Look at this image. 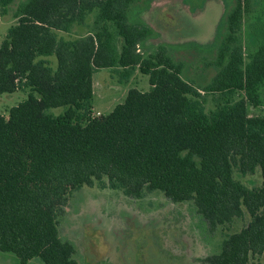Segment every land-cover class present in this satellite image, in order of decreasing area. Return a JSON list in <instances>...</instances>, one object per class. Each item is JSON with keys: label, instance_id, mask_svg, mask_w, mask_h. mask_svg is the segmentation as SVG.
Segmentation results:
<instances>
[{"label": "trees", "instance_id": "16d2710c", "mask_svg": "<svg viewBox=\"0 0 264 264\" xmlns=\"http://www.w3.org/2000/svg\"><path fill=\"white\" fill-rule=\"evenodd\" d=\"M140 1L0 0V15L16 20L0 46V95L28 91L0 114V251L20 264H79L60 220L76 191L98 186L193 202L213 231L248 214L205 264H264V41L248 51L241 37L250 0H235L216 74L202 88L164 47L141 52L152 31L130 20ZM102 69L122 80L139 70L151 89L130 90L96 117L93 77ZM258 171V187L235 178Z\"/></svg>", "mask_w": 264, "mask_h": 264}, {"label": "rangeland", "instance_id": "374dc122", "mask_svg": "<svg viewBox=\"0 0 264 264\" xmlns=\"http://www.w3.org/2000/svg\"><path fill=\"white\" fill-rule=\"evenodd\" d=\"M24 1L16 0L12 7ZM234 3L235 0H141L133 7L130 20L152 31L140 48L142 53L164 47L177 63L184 65L183 78L202 88L216 74L213 64ZM249 7L241 33L248 51L264 41L263 2L250 0ZM13 24L16 20L12 13L0 15V46ZM93 87L96 117L112 113L125 102L130 90L151 89L149 76L139 70L130 79L122 80L112 69L95 73ZM27 98L28 91L0 95V114L8 117L10 110ZM212 107L209 97L207 108ZM65 110L61 107L48 112L58 116ZM235 178L249 188L262 182L260 171L246 177L236 173ZM249 221L246 214L244 219L213 231L193 202L175 204L160 191L133 199L119 190L85 186L69 200L59 229L62 238L75 245L79 264H205L207 257L221 252L227 236L242 230ZM0 264L20 263L15 254L0 251ZM28 264L44 262L36 257Z\"/></svg>", "mask_w": 264, "mask_h": 264}]
</instances>
